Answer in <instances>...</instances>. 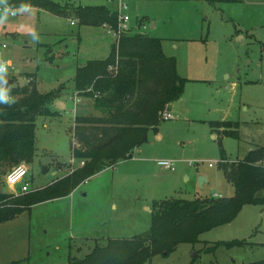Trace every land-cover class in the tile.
Returning a JSON list of instances; mask_svg holds the SVG:
<instances>
[{
    "label": "rangeland",
    "instance_id": "374dc122",
    "mask_svg": "<svg viewBox=\"0 0 264 264\" xmlns=\"http://www.w3.org/2000/svg\"><path fill=\"white\" fill-rule=\"evenodd\" d=\"M122 2L125 7L120 12L129 17L125 34L163 38L164 53L177 60L178 73L189 79L181 112L176 119L160 121L161 138L149 131L147 142L130 158L105 167L68 196L33 204L0 223V264H67L69 257L90 252L95 242L144 234L156 200L211 197L212 193L231 196L233 187L220 165L235 161L248 142L264 143V0ZM69 3L74 7L103 4L116 10L118 0ZM13 10L15 15L0 24V57L13 64L14 85L26 84L31 74L41 92L65 88L49 105L63 119L58 120L57 113L36 119V155L31 163H24L30 188L39 189L78 167V160L68 163L67 131L78 104L73 77L88 60L103 59L114 38L106 27L80 26L70 13L55 15L35 7ZM151 22L156 23L154 28ZM224 117L230 120L225 122H239L240 139L225 137L219 145L209 124ZM43 122L50 124L49 129ZM221 146L230 160L220 164ZM161 159L174 160L175 171L161 169L156 164ZM2 169L0 192L21 196L5 184L8 167ZM198 170L209 175L204 186L195 178ZM233 239L251 244L203 251ZM261 244L264 206L247 204L230 223L200 234L197 243H181L173 252L155 255L144 264H190L192 259L195 264H245L264 259Z\"/></svg>",
    "mask_w": 264,
    "mask_h": 264
},
{
    "label": "trees",
    "instance_id": "16d2710c",
    "mask_svg": "<svg viewBox=\"0 0 264 264\" xmlns=\"http://www.w3.org/2000/svg\"><path fill=\"white\" fill-rule=\"evenodd\" d=\"M6 2L15 9L35 7L55 15L70 13L80 26L117 28L116 10L103 4L74 7L67 6L69 0H64V4L60 0ZM162 42L163 38L148 34H123L118 46L112 43L108 56L88 60L76 68L73 77L76 95L90 98L100 112L99 116L74 117L71 157L82 160L83 165L54 183L21 196L0 192V223L13 219L33 204L68 196L83 181L130 158L135 148L147 142L149 131L155 130L161 121L160 112L182 96L187 82L177 73L176 59L163 52ZM11 73L6 77L15 80V74ZM29 77L33 76L28 74L22 86L14 83L5 89L0 86V97H7L0 98V175L5 172L2 168L9 170L32 161L36 119L56 115L49 105L63 87L41 92ZM209 125L222 127L226 137L240 139L237 121L232 124L215 121ZM229 126L233 129L228 130ZM220 153V164L225 163L222 147ZM220 168L233 187L231 196L156 200L151 204L150 225L144 234L95 242L90 252L81 258L69 257L67 264H144L155 255L173 252L181 243H197L200 234L233 221L244 205L264 206V147L253 148L245 157ZM250 244L244 239H233L216 242L203 251L211 253L219 246ZM190 264H195V259ZM245 264H264V259Z\"/></svg>",
    "mask_w": 264,
    "mask_h": 264
},
{
    "label": "built area",
    "instance_id": "2783aa9c",
    "mask_svg": "<svg viewBox=\"0 0 264 264\" xmlns=\"http://www.w3.org/2000/svg\"><path fill=\"white\" fill-rule=\"evenodd\" d=\"M115 1V0H110ZM120 7H125L122 0H118L117 4V28L112 29L110 27H106L107 31L112 34L114 38V44L118 46L119 38L121 35L125 34V32L128 29L127 22L129 21V17L120 12ZM5 8H9L13 10L9 6V4L6 2V0H0V10L3 11ZM11 15V14H10ZM2 48H5V44H2ZM14 69L13 64L9 60H5L0 57V79L4 73H10ZM175 114L167 107H165L159 114V118L161 121L164 120H170L175 119ZM69 163H74L75 159L73 157H70L68 160ZM156 164L163 170H169L174 171L175 170V164L174 160H167V159H161L157 160ZM83 165V161H78V166ZM209 166H212L211 163L208 164ZM4 182L5 184L12 188L13 190H17L20 194L27 193L31 191L29 178H28V168L25 166L24 163H19L17 165L12 166L4 175Z\"/></svg>",
    "mask_w": 264,
    "mask_h": 264
},
{
    "label": "crops",
    "instance_id": "0c3cea01",
    "mask_svg": "<svg viewBox=\"0 0 264 264\" xmlns=\"http://www.w3.org/2000/svg\"><path fill=\"white\" fill-rule=\"evenodd\" d=\"M202 1V0H201ZM27 8H32V7H27ZM19 9H22V8H19ZM42 10V9H41ZM155 24L156 23H154V22H151L150 23V26H151V28H154L155 27ZM237 36V38L239 39V37H241V38H243V36H240L239 34H237L236 35ZM112 49V43L110 44V48H109V51H108V54H109V52H110V50ZM164 52V51H163ZM108 54L106 55V56H108ZM166 55V54H165ZM105 56V57H106ZM168 56V55H167ZM104 57V58H105ZM176 70H177V73H178V64H177V60H176ZM18 71H16V73H17ZM179 74V73H178ZM180 75V74H179ZM181 76V75H180ZM181 77H183V76H181ZM183 78H185V77H183ZM185 79H187V78H185ZM189 79H187V81H188ZM187 83V82H186ZM74 85V84H73ZM232 85H234V83H232V84H230L228 87H231ZM185 86H186V84H185ZM64 88V87H63ZM73 88H74V86H73ZM65 89V88H64ZM64 89H62V90H64ZM184 90H185V87H184ZM62 92V91H61ZM74 98H76V100H77V103L78 104H76V107H75V110H74V117L77 115V116H99L100 115V112L98 111V110H96L94 107H93V101L90 99V98H85V97H78L77 95H76V91H75V89H74ZM183 93H184V91H183ZM183 95V94H182ZM182 97V96H181ZM181 97L179 98V99H177L176 101H173L172 103H170L169 105H167V107L175 114V119L177 118V113H179L180 114V112H181ZM55 112V111H54ZM57 113V116H55L56 118L58 117L59 119L58 120H62L63 119V116L60 114V113H58V112H56ZM49 117V116H48ZM74 117H73V119H71V120H69V121H71V124H70V126H69V129H68V131L67 132H69V134H70V157H71V140L73 141V126H74ZM219 121H230V120H228L226 117H224L223 119H221V120H219ZM238 122V121H237ZM70 123V122H69ZM159 126V125H158ZM158 126L156 127V129L155 130H150V131H153L154 133H155V135H156V137L157 138H161V135L159 134V131H158ZM210 126V125H209ZM43 127L45 128V129H49V127H50V124L49 123H47V122H43ZM210 128H211V130H212V132H211V137H212V139L213 140H218V143H219V145H221L222 143H221V140L223 139V138H225L226 136H224L223 134H222V131H223V128H213V127H211L210 126ZM239 128V127H238ZM35 136H36V134H35ZM229 138V137H228ZM35 142H36V139H35ZM73 143V142H72ZM248 145H247V148H246V150L244 151V153L241 155V156H237V159L236 160H238V159H241V158H243V157H245L246 156V154L249 152V151H251L253 148H256V147H260V146H262V147H264V143H262V145H256V144H254V143H250V142H248L247 143ZM35 146H36V143H35ZM222 147V146H221ZM136 149V148H135ZM134 149V150H135ZM134 150H133V152H134ZM222 150H223V154H224V161H229L230 159H229V157H227L226 155H225V152H224V149L222 148ZM35 151H36V147H35ZM133 152H132V154H133ZM36 155V153H34V156ZM132 156V155H131ZM220 157H221V153H220ZM33 160V159H32ZM220 160H222V157H221V159ZM121 161V160H120ZM32 162V161H31ZM30 162V163H31ZM119 162V161H118ZM118 162H116V163H118ZM69 163V162H68ZM115 163V164H116ZM115 164H113V165H115ZM113 165H111V166H113ZM209 166V165H208ZM110 167V166H109ZM209 167H212V166H209ZM175 171V170H174ZM174 171H171V172H174ZM54 173H55V171H53ZM200 176H203L204 177V180H203V184L201 185V186H204L206 183H208L209 182V175L205 172V171H203V170H198L197 172H196V176H195V178L197 179V178H199ZM186 179H189V176H186ZM42 188V187H41ZM233 192H234V190H233ZM222 195L220 194V193H212L211 194V197H221Z\"/></svg>",
    "mask_w": 264,
    "mask_h": 264
},
{
    "label": "water",
    "instance_id": "95a60500",
    "mask_svg": "<svg viewBox=\"0 0 264 264\" xmlns=\"http://www.w3.org/2000/svg\"><path fill=\"white\" fill-rule=\"evenodd\" d=\"M13 81H14L13 78L5 77V78L1 79L0 86L2 89H5V88L9 87L13 83ZM203 180H204V177L200 176L198 179V183L200 186L203 184Z\"/></svg>",
    "mask_w": 264,
    "mask_h": 264
},
{
    "label": "clouds",
    "instance_id": "9594fccd",
    "mask_svg": "<svg viewBox=\"0 0 264 264\" xmlns=\"http://www.w3.org/2000/svg\"><path fill=\"white\" fill-rule=\"evenodd\" d=\"M27 7V6H25ZM15 15V10H11L9 8H5L2 12H0V24H3V22L7 19L8 15ZM2 99H7L6 96L0 97Z\"/></svg>",
    "mask_w": 264,
    "mask_h": 264
},
{
    "label": "bare ground",
    "instance_id": "6f19581e",
    "mask_svg": "<svg viewBox=\"0 0 264 264\" xmlns=\"http://www.w3.org/2000/svg\"><path fill=\"white\" fill-rule=\"evenodd\" d=\"M4 78H5V77H4ZM1 79H3V77H2Z\"/></svg>",
    "mask_w": 264,
    "mask_h": 264
}]
</instances>
